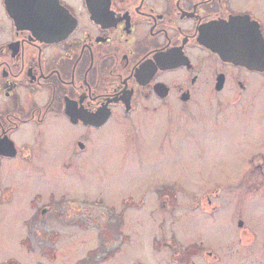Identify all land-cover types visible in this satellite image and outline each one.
Returning a JSON list of instances; mask_svg holds the SVG:
<instances>
[{
    "label": "rangeland",
    "instance_id": "374dc122",
    "mask_svg": "<svg viewBox=\"0 0 264 264\" xmlns=\"http://www.w3.org/2000/svg\"><path fill=\"white\" fill-rule=\"evenodd\" d=\"M228 95L114 119L79 162L68 130L49 128L47 176L15 161L2 180L20 190L0 264H185L174 255L193 243L194 264H264V90L242 106ZM63 159L72 167L55 169ZM169 185L174 203L159 195Z\"/></svg>",
    "mask_w": 264,
    "mask_h": 264
},
{
    "label": "flooded vegetation",
    "instance_id": "af4514ba",
    "mask_svg": "<svg viewBox=\"0 0 264 264\" xmlns=\"http://www.w3.org/2000/svg\"><path fill=\"white\" fill-rule=\"evenodd\" d=\"M222 35L249 56L248 43L264 40V0H0V226L20 190L2 181L12 163L47 176L49 128L68 130L79 162L114 119L158 105L187 114L209 91L242 106L263 91V70L206 45ZM62 162L54 168L72 167Z\"/></svg>",
    "mask_w": 264,
    "mask_h": 264
},
{
    "label": "water",
    "instance_id": "95a60500",
    "mask_svg": "<svg viewBox=\"0 0 264 264\" xmlns=\"http://www.w3.org/2000/svg\"><path fill=\"white\" fill-rule=\"evenodd\" d=\"M15 20L17 22H26V23H32L34 24L38 23L39 25L41 24V21L35 16H33V19H27V18H21L17 14H13ZM206 45L211 47L213 50L218 52L221 57H223L226 60H233L236 61L237 63H242L245 64L249 67H253L259 70L264 71V40L261 39V42L259 41L258 43L252 44V42L248 43L249 45V56L247 55H242V54H237L233 53L230 49V46L226 45L225 43V36L222 35L220 39L217 37L215 38H210L206 37L205 39ZM240 225H243V222L240 223Z\"/></svg>",
    "mask_w": 264,
    "mask_h": 264
},
{
    "label": "trees",
    "instance_id": "16d2710c",
    "mask_svg": "<svg viewBox=\"0 0 264 264\" xmlns=\"http://www.w3.org/2000/svg\"><path fill=\"white\" fill-rule=\"evenodd\" d=\"M160 196H166L168 200L174 203L175 198L177 197V190L173 185L164 186L161 189H158ZM204 252V247L201 244L193 243L183 250L179 251L178 254L174 255L175 259L184 262L185 264H194V256L200 255ZM12 264H15V260L10 261Z\"/></svg>",
    "mask_w": 264,
    "mask_h": 264
}]
</instances>
